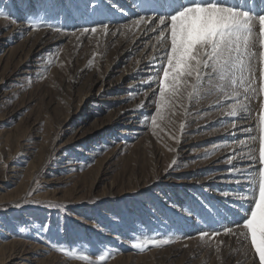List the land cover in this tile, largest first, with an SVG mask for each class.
Segmentation results:
<instances>
[{"label":"rangeland","instance_id":"rangeland-1","mask_svg":"<svg viewBox=\"0 0 264 264\" xmlns=\"http://www.w3.org/2000/svg\"><path fill=\"white\" fill-rule=\"evenodd\" d=\"M94 3L95 10L90 0H0L10 16L0 17V264H82L49 241L83 248L93 260L107 247L105 264H259L250 242L222 230L241 219L235 197L250 185L235 188L231 166L217 161L240 147L204 159L215 144L254 136L248 145L258 160V60L257 92L240 97L248 111L236 129L221 126L236 118L214 110V96L185 102L187 114L176 108L154 129L158 87L143 81L155 76L147 61L156 51L159 63L163 46L154 33L128 48L138 29L120 25L143 14L136 0ZM29 15L61 31H34ZM101 22L109 34L79 31ZM212 229L221 234L199 239ZM137 233L172 242L138 253L129 242Z\"/></svg>","mask_w":264,"mask_h":264},{"label":"snow or ice","instance_id":"snow-or-ice-1","mask_svg":"<svg viewBox=\"0 0 264 264\" xmlns=\"http://www.w3.org/2000/svg\"><path fill=\"white\" fill-rule=\"evenodd\" d=\"M89 6L93 10L97 7L94 0H90ZM136 6L143 14L131 20L130 24L120 25V28L131 31L133 28L144 27L145 31L156 34V47L162 45L164 50L158 66H152L155 76L143 81L149 83V86L155 81L158 87L154 101L155 112L151 114L152 127H159L160 122L167 120L169 115H175L176 108H184L187 114L185 102L190 105L194 100L214 96V110H218L222 116L236 118L219 123L224 128L236 129L238 120L244 119L240 113L248 111L240 97L248 100L251 94L257 92L256 68L253 63L257 60L258 91L264 96V0H136ZM0 17L10 18L3 11H0ZM25 22L34 31L39 30L41 26L61 31L59 27L46 23L43 16L29 15ZM109 29V23L101 22L98 27H84L79 31L82 35L89 32L96 34L98 31L107 35ZM227 101L231 102L225 103ZM259 125L258 160L253 154L254 150L248 145L249 141L256 139L254 136H249L247 140L233 139L230 142L215 144L214 151L206 153L204 159L214 155L220 148L240 147L239 153L234 150L223 161H217L230 165V172L240 173L239 177H233L237 183H240L242 178L250 185L246 194L235 197L240 201L235 207L241 219L233 220L230 226L222 225V230L225 235H232L237 240L242 238L245 243L250 242L251 250L254 256L258 257L259 264H264V102H261ZM184 127L182 123L180 128ZM243 131L251 132V129L245 128ZM238 157L251 161L244 171L233 163ZM175 163L174 160L173 164ZM171 167L172 165H169V168ZM220 195L229 197L230 193L223 191ZM48 207H61L63 210L62 206L58 205ZM188 214L191 215L190 212ZM25 230L23 227L19 229L21 233ZM40 231H47V226L42 225ZM220 234L219 229H212L200 231L198 236L204 241L206 237L213 240ZM129 242L132 249L143 253L150 250V247L166 246L172 240L159 238L158 235L137 233ZM49 243L52 245L51 250L61 253L68 260L82 264H105L111 256L107 247L93 260L83 248L53 241ZM221 244L222 242L217 244V252L220 251Z\"/></svg>","mask_w":264,"mask_h":264},{"label":"bare ground","instance_id":"bare-ground-1","mask_svg":"<svg viewBox=\"0 0 264 264\" xmlns=\"http://www.w3.org/2000/svg\"><path fill=\"white\" fill-rule=\"evenodd\" d=\"M143 28V27H142ZM134 30H135V28H134ZM142 29H138V30H136V37L138 38L137 39V41L135 42V43H133L132 45H131V43H130V46L128 47V48H134V46L136 45V44H139L140 42H141V40H145V39H147V38H149L152 34H154L153 32H151V31H145V29H143L142 31H141ZM141 31V32H140ZM134 35V34H133ZM117 42V41H116ZM129 45V44H128ZM121 46V45H120ZM127 46V45H126ZM156 51H155V53H154V56L153 57H150L149 58V60L147 61V69H149L150 70V72L152 71V66L153 65H157L158 66V64L159 63H157V60H156V58L155 59H153L154 57H156ZM142 63V62H141ZM140 64V63H139ZM140 65H144V63H142V64H140ZM140 69H141V67H140ZM231 130V129H230ZM232 134V133H231ZM230 154V153H229ZM238 160H236V162H233L238 168H240L241 169V171H244L245 170V168H246V166L248 165V164H250L249 162L248 163H246L245 162V160L243 161V162H241L242 160H240V158H237ZM240 163V164H239ZM239 165V166H238ZM225 173H226V171H225ZM236 177H239L240 176V173H235L234 174ZM246 184H247V182L246 181H244L242 178H241V182L240 183H237L236 182V180L232 183V185L235 187V188H244L245 186H246Z\"/></svg>","mask_w":264,"mask_h":264}]
</instances>
